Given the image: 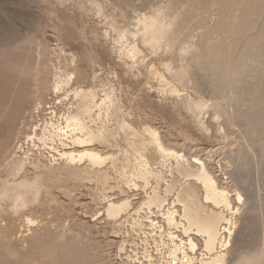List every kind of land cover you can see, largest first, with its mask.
<instances>
[{"label":"rangeland","instance_id":"374dc122","mask_svg":"<svg viewBox=\"0 0 264 264\" xmlns=\"http://www.w3.org/2000/svg\"><path fill=\"white\" fill-rule=\"evenodd\" d=\"M253 98L264 0H0V264L171 262L168 234L183 232L163 213L186 182L205 189L168 152L195 172L199 157L241 210L263 200L264 145L245 136ZM88 151L104 161L68 157ZM154 189L168 202L151 214ZM203 199L241 229V214ZM241 232L243 247L264 241L261 224Z\"/></svg>","mask_w":264,"mask_h":264},{"label":"bare ground","instance_id":"6f19581e","mask_svg":"<svg viewBox=\"0 0 264 264\" xmlns=\"http://www.w3.org/2000/svg\"><path fill=\"white\" fill-rule=\"evenodd\" d=\"M251 106L250 135L246 133L245 136L248 141L247 145L255 152L264 145V98L261 100L253 98ZM261 106L262 108L259 109ZM80 127L82 131H85V124L82 123ZM87 133L88 135H83V137L76 135L75 143L91 140L93 133ZM152 134L155 138L157 137L158 146L166 151L158 135L154 132ZM167 154L177 158L178 167L184 175L195 176L205 189V197H203L197 186L190 181L186 182L179 188L172 208L169 207L163 213L165 223L178 228L181 227L183 232V234L177 231L169 232L168 236L174 243V247L172 249V261L167 264H264V241L254 240L244 247L241 246V242H243L241 230L246 225L254 222L264 226V194L262 195L263 200L257 204H251L250 199H248L247 206L245 205L241 210L240 207H237L236 199L230 197L228 191L219 186L218 180L209 173L205 163L199 157L192 160V163L198 167L195 172L182 163L181 159L184 155L173 151ZM86 156L92 163L97 164L104 161L102 156L94 151H88L79 156L73 153L68 155L71 160H76V157L83 159ZM174 189L175 181L167 185L168 192ZM243 194L241 190L236 192L239 202H242ZM203 198L207 201L211 200L218 208L226 206L231 213L241 214L243 223L241 229H238L235 222L228 218L224 210H209ZM167 202L166 196L162 195L160 189H154L152 194H148L147 205L151 214H153L152 210L155 207L164 211ZM130 205V201L111 202L107 207V215L109 218L119 221ZM148 219L151 225L160 224V220L152 216H149ZM137 223L142 224L141 221H137ZM224 224H226L225 227H223ZM201 240L203 241L202 246H199ZM230 259L231 262L229 263ZM147 264L155 263L150 261Z\"/></svg>","mask_w":264,"mask_h":264}]
</instances>
